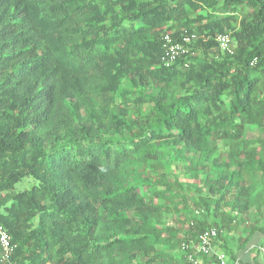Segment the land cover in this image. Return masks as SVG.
<instances>
[{
  "label": "trees",
  "instance_id": "obj_1",
  "mask_svg": "<svg viewBox=\"0 0 264 264\" xmlns=\"http://www.w3.org/2000/svg\"><path fill=\"white\" fill-rule=\"evenodd\" d=\"M166 34L196 36L171 67ZM251 130L264 0H0V226L17 264H190L184 246L237 225L264 253Z\"/></svg>",
  "mask_w": 264,
  "mask_h": 264
},
{
  "label": "built area",
  "instance_id": "obj_2",
  "mask_svg": "<svg viewBox=\"0 0 264 264\" xmlns=\"http://www.w3.org/2000/svg\"><path fill=\"white\" fill-rule=\"evenodd\" d=\"M196 39L195 35L184 36L182 41L173 39L171 34L163 38L162 62L166 67H171L191 52L190 44ZM223 51L231 52L233 44L227 34L218 35L216 38ZM218 239V231L211 228L199 237L197 245L184 246L183 250L188 254L190 264H199V258L203 256H215L218 264H243L239 258L230 260L225 252H218L215 249V242ZM0 250L1 259L4 264H17L14 261L16 246L8 231L0 226Z\"/></svg>",
  "mask_w": 264,
  "mask_h": 264
},
{
  "label": "crops",
  "instance_id": "obj_3",
  "mask_svg": "<svg viewBox=\"0 0 264 264\" xmlns=\"http://www.w3.org/2000/svg\"><path fill=\"white\" fill-rule=\"evenodd\" d=\"M251 219L250 222H252ZM237 228H239V225L230 231L222 232V236L215 242V249L218 252H225L226 250L229 251V256L232 257V260L239 258L245 264H263L264 253L263 248H261L263 236H251L248 226L242 228L240 232L235 233ZM204 263L216 264L211 257L204 259Z\"/></svg>",
  "mask_w": 264,
  "mask_h": 264
},
{
  "label": "rangeland",
  "instance_id": "obj_4",
  "mask_svg": "<svg viewBox=\"0 0 264 264\" xmlns=\"http://www.w3.org/2000/svg\"><path fill=\"white\" fill-rule=\"evenodd\" d=\"M245 137L247 138V139H259L260 137H264V134L263 133H261L260 131H255V130H251V131H247L246 133H245ZM168 170H169V172L171 173V174H177V175H181L180 174V170L179 169H177L173 164H169L168 165ZM255 217H256V215L254 214V213H252V215H251V218H252V220L253 219H255ZM246 226H243V227H241V226H239V228H237L236 230H235V233H238V232H240V230L242 229V228H245ZM246 230V229H245ZM225 252H227V250L225 251ZM227 256H228V258L230 259V260H232V258L229 256V254H227ZM204 263V260L202 259V257H200L199 258V264H203Z\"/></svg>",
  "mask_w": 264,
  "mask_h": 264
}]
</instances>
